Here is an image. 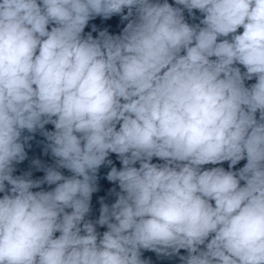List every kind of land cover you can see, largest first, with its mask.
I'll return each instance as SVG.
<instances>
[{"label":"clouds","instance_id":"clouds-1","mask_svg":"<svg viewBox=\"0 0 264 264\" xmlns=\"http://www.w3.org/2000/svg\"><path fill=\"white\" fill-rule=\"evenodd\" d=\"M0 264H264V0H0Z\"/></svg>","mask_w":264,"mask_h":264}]
</instances>
